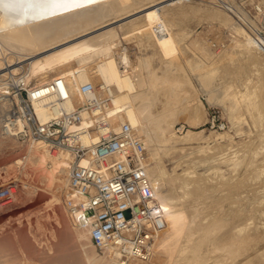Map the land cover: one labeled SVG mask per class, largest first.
Returning a JSON list of instances; mask_svg holds the SVG:
<instances>
[{
    "label": "bare ground",
    "instance_id": "6f19581e",
    "mask_svg": "<svg viewBox=\"0 0 264 264\" xmlns=\"http://www.w3.org/2000/svg\"><path fill=\"white\" fill-rule=\"evenodd\" d=\"M127 1L129 0H75L77 4L75 7L52 9L48 7L50 0H0V97L9 95L10 89L20 82L24 83L23 85L26 87H31L55 76L63 77L74 88L80 83L91 82L99 93H102L101 90L106 87L111 90L113 98L108 111L98 121L94 122L96 124H93L91 130L94 135H97V130L116 131L121 123L128 122L142 138L148 154L147 172L152 183L154 198L164 211L166 223L165 228L155 242L154 257L145 262L129 258L123 259L121 254L112 247L98 248L93 245L89 236V228H83L78 225L76 216L71 213L70 208L66 204L68 198L75 200L69 193L68 162L70 158L67 153H50L43 144L22 146L0 134V144L3 143L2 145H5V143L9 144L12 141L24 150L22 155L4 165V173L8 174L11 169L16 168L19 171L17 173L22 175L23 180L25 179L22 182L23 185L33 187L37 192H41L42 196L47 194V197H45L47 207L53 211V208L62 205L63 213L60 216V221H58V218L56 221L58 227H61V223L63 225L65 223V228L67 229H64L66 230L64 232L67 233V236L62 239V247L56 251L57 255L52 257V261L55 264H66L69 262L67 261L68 259L75 256L71 264H238V258L240 259L241 255L238 258L233 256L234 253L230 255V250L227 248L228 244L223 243L230 241V239L237 241L236 239L240 240L245 236L247 240L255 242V251L250 253L246 251L247 256L242 255V262L246 264H264V249L262 250V247L257 248V238L264 230V226L262 229L258 226L254 229L252 228L255 224L254 218L259 214L262 217L264 216V208H258V206L264 207V196L255 202V207L257 208H255L254 217L241 220L242 222L235 224L228 235H224V232L221 234L219 232L213 233L212 231L217 225L219 217L213 218L212 216L210 217V214L203 213L201 207L204 205L200 201L204 199L198 200L201 196V191H208L211 188V186L204 183V176L191 174L194 172L193 170L170 176L163 168L161 161V155L178 153L181 154L180 156L178 155L179 159H182L193 154L208 153L211 149L220 148L223 142H228L229 144L238 142L235 138H241L246 133V126L245 128L243 127L246 122L244 111L252 113L255 110L259 115L264 113L258 106L262 104H258L256 100L259 99L257 97H260L258 96V87L254 86V84H252L253 86L248 85L251 80L247 81V78H244L246 79L245 81L240 79L238 84L233 86L224 85V88L210 85V81L219 64L226 60H232V58H234V61L236 59L233 57L234 55H238L237 58L241 63H249L250 68L251 65L255 66V69L264 76V53L254 47L252 35L245 27V18L240 13L236 15L239 24L235 26L229 16V12L231 13L232 11H227L228 14L224 11L222 13L220 9L213 10L214 14L211 12L208 17L211 22L214 20V25L217 24V27L220 28L228 26L227 28H230V31L227 30L231 35L228 34L231 36L230 38L235 40V44L230 48H224L218 53L210 52L207 48L209 45L206 46L207 43L204 44L206 40L203 43L205 47L195 41L196 39L189 41V43L187 42L188 44L185 46L187 49L189 46L197 48L200 55L208 62V65L204 66L205 69L199 75H196L201 85V92L207 95V101L211 106L222 108L230 126L227 130L221 132L210 131L207 133L203 130H193L192 128L204 125L208 118L205 106L197 98L198 92L194 87L191 90L190 85L192 86V82L189 85L187 84L190 87L187 86L191 90V94L188 92L189 95L186 102L184 104L181 103L183 104L182 107L172 108L166 100L162 105L164 107L154 109L156 85L147 74V61L136 54L137 60L134 63L131 56L132 53L129 50L120 51V36L126 37L131 33L129 30L134 26H143L153 18L152 16L150 18L146 16L148 19L144 17L145 20L134 22V25L115 23L118 21L115 18L118 19L117 17H120L121 12L123 14L125 10L128 12V6L124 10ZM184 1L187 0H174L170 5L183 3ZM153 4H150V6H154ZM144 9L139 11L141 12ZM236 9L238 10V8ZM234 12L236 11L234 10ZM107 17H110V20ZM113 18L114 20H112ZM211 22L209 24H212ZM115 26L121 28L122 35H119L116 29H112ZM145 27H142L141 31L140 29L139 31L133 30L142 34L141 32H145L142 31ZM208 30L212 31V29ZM216 30L220 29L217 28L213 31ZM138 33L136 36H142ZM208 34L209 32L207 36ZM217 38L224 40L223 37ZM140 39L142 41L143 38ZM122 41L121 43H123ZM125 41H127L126 38ZM223 43H226V40ZM141 44L143 45V41ZM177 47L179 46L177 45ZM154 53L155 55L152 52L156 58L160 57L165 61L169 60V52L161 49L160 52L156 51ZM166 65H169V63ZM155 66L153 65V67ZM162 66L164 65L161 63ZM165 67L167 66H164L163 69ZM18 71H22L20 76L17 74ZM182 73L185 76L184 72ZM157 75H159L158 71ZM161 75L163 77L164 74ZM165 75L168 74L166 73ZM168 77L170 80L173 79H171L170 75ZM186 78H184L185 82L188 81ZM179 81L177 78L176 84L172 82L171 91L175 89V85L178 86L180 84L181 81ZM188 88L184 87V89H187L186 91H188ZM8 101L9 99L5 102H0V111L6 107ZM76 103L74 100L72 104L75 105ZM166 104L169 105L168 109ZM39 113L41 117H44L42 110H39ZM180 116H184L185 121L191 127L184 134L185 130L182 133H177L176 131ZM90 124H92V120L87 119L82 123V127L86 128ZM84 141L88 143L86 139ZM239 151L232 153L235 159L234 157H226L224 154H220L216 158H219V162L224 164L231 160L230 163L235 166L239 162L238 160L242 158L238 157L242 153L236 156ZM255 172L257 173L256 178L264 174V164L258 166ZM8 176L6 175L5 177ZM9 177L14 178L13 176ZM258 188H260L259 190H264V188ZM223 204L221 202L215 206V208L217 207L215 214L222 216ZM205 206V208L209 209L207 205ZM56 214L57 212L55 211L54 215L56 216ZM260 220L263 219H259V222ZM259 224L263 225L262 223ZM71 240L75 243L74 245L71 244L72 248H77V250L72 251L71 247H69L68 244ZM231 245L230 243L229 246L231 247ZM250 245L254 247L253 243H250ZM245 246H243V249ZM50 251L45 252V258L51 254ZM203 254H206V256ZM17 260V256L8 247L0 243V264H15ZM47 260L49 259H45V261Z\"/></svg>",
    "mask_w": 264,
    "mask_h": 264
},
{
    "label": "rangeland",
    "instance_id": "374dc122",
    "mask_svg": "<svg viewBox=\"0 0 264 264\" xmlns=\"http://www.w3.org/2000/svg\"><path fill=\"white\" fill-rule=\"evenodd\" d=\"M151 1L152 0H129L127 1L126 6L124 7V10L128 6L129 8L127 9H129L130 11L128 10L127 12L125 10L123 14V12H121L120 10L122 16L120 15V17H117L118 19L115 18V20H118L115 23H121V24L123 23V25H126L127 23V25H129L137 21L138 22L143 21L145 20V18L147 17L150 18L151 16L154 19L153 18L152 20L150 19V21H147L149 23H145V25L143 26L142 25L134 26L132 29L129 30L131 33L129 32L130 34L127 35L126 37L120 36L121 38L119 40L121 41L123 40L122 41L123 43H121L120 41V45L122 47L120 46L119 48L118 46V48L120 49V51H124L126 49L129 50V52L132 53L131 56L134 63L137 60V56H140L141 58L143 57L142 59L147 61L146 63L147 74L151 77V79L154 81V84L156 85L155 94H154V96L156 97L154 109H158V108L161 109L162 107H164L162 105L166 100H167L166 102L169 103L170 107L172 108H177V107L180 108V106L182 107V105L186 102L190 91L194 87V89H196V91L198 92V93L196 92L198 94L197 95L198 100H200L205 106V110L207 112V118H208V114L210 115L213 114L219 117V119L220 120L222 119L226 124V130H227L230 125L227 122V118L226 115L224 114V111L222 110L221 107L211 106L208 103L207 95L204 92H201L202 91L201 85L196 76L199 75L200 72L205 69L204 66H207L208 62H206V59L200 55V52H198L197 48H193L194 46H191L193 49L192 50L190 46H189L190 49L189 47L187 49L186 46L189 43V41L196 39L195 41H198L200 45H203L204 40H206L204 44L207 43L206 46L209 45L207 48L212 53L215 52L218 53L222 51L224 48L232 47L235 44V40L230 38L231 37L230 36L231 34L229 32L230 28L228 29L227 28L228 26H226L225 28L217 27V24L214 25V20H212L211 22V19L208 17L211 14V12L214 14L213 10L215 9L218 10L220 9L222 13L224 11L227 14L229 11H232L231 13L229 12L230 14L229 16L231 18L233 17L232 18L233 20L231 18L230 20L233 21V23L236 26L239 24L236 23L238 22V18L236 15L239 14V12L237 11L239 10V8L240 10L242 9L240 4L243 1H250V0H217V1L187 0L184 1L183 3H175L174 5H170V3L173 2L174 0H165V1L153 0L152 2ZM153 3H157V4H153ZM150 4L151 5L153 4L154 6H150ZM234 7L238 8V10ZM140 9H144V10H141L140 12L139 11ZM234 10L236 12H234ZM151 11L154 13H152ZM109 18L110 17H107V19ZM112 20H114V18ZM210 22L212 24H209ZM208 25L211 28H209ZM240 26L243 28L241 24ZM142 27H145L144 30H142L145 32H141L142 34H140V32L138 33L135 31V30L139 31V29L141 31ZM212 27L213 28L217 27L220 30L213 31L217 28L213 29ZM112 29L114 30L116 29V32L119 35L122 32V30H120L121 29L120 27L115 26ZM208 29L210 30L212 29V31H209ZM207 31L209 32L208 36H207L208 33ZM137 33L142 36H138V35L136 36ZM198 35H199V39H198ZM189 36L191 37V39H189L190 38ZM129 37L131 38L129 39ZM216 37H223L224 40L222 39L223 40L222 41L221 38L220 39L217 38L218 39L217 40ZM125 38L127 41H125ZM133 38L138 40L137 41L138 43L136 42L135 39L133 40ZM140 38H143L142 39L143 45L141 44L142 41ZM226 38H228L229 40ZM231 39L234 43L231 41ZM225 40L226 43H223ZM227 40L232 43L228 42ZM227 43L229 44V46ZM213 44L215 46H221V47L215 50L214 48H212ZM177 45L179 47H177ZM203 46L205 47V45ZM161 49L162 51L164 50L170 53V57L168 58L169 60L165 61L160 57L156 58V56H154L155 55L154 52L156 51L160 52ZM152 52L154 55L152 54ZM136 54L138 55L136 56ZM233 57L236 58L234 61H233L234 58H232V60H226L223 63L219 64L218 68L215 70L216 72L214 73V76L210 81V85H216L219 87L222 86L224 88L225 87L224 85L233 86L235 84H238L240 79L242 81H245L246 79L244 78H247V81L251 80L248 82L249 83L248 85L251 86L252 84H254V86L258 87L257 88L259 94L258 96L260 97H257L259 99L256 100L258 101L257 102L258 104H262L258 106H260L259 107L260 110L264 112L263 74L260 73V71L258 72L255 69V66L251 65L250 68L249 63L248 64L247 63L244 64L243 62L241 63V61H239V59L237 58L238 55H234ZM164 62L169 63V65H166L167 63ZM161 63L162 65L167 66L168 69L167 67L163 69L164 66L161 67ZM153 65L154 66L156 65L155 66L156 69L155 67H153ZM157 71L159 75H157ZM21 72L22 71L20 72L18 71L17 74H19L20 76ZM182 72H184L185 76H183ZM166 73L168 75H165ZM178 73L182 75L184 78L187 77L186 78L188 79V81H186L187 83L184 81V78L180 76ZM160 74H164L163 77L162 75L160 76ZM169 75L171 79L173 78L172 80H170V78L168 77ZM167 77L169 78V80H167L168 79ZM177 78L181 82L179 81L180 84H178V86L175 85V89L171 91L172 88H170V86L171 84H173L172 82L174 83L177 82ZM191 82H192V86L190 85L191 87L190 90L189 89L190 87L188 85ZM184 87L188 88V91H186L187 89H184ZM166 106L168 109L169 105L166 104ZM244 117L246 122L243 124V127L245 128L246 126L245 128L246 133L242 135L241 138H235V140L237 139L236 141H238L236 143L232 142L229 144L228 142H223L221 143L222 146L220 148L211 149L208 153L193 154L184 157L182 159H179V156L181 154L178 153L172 155H167V154L161 155V159H162L161 161L163 164L162 166H164L163 168L168 172L170 176H174V174L175 175L181 174L193 170L194 172L191 174L201 175L202 177L204 176V180H205L204 183L208 186H211V188H209L208 191L206 190L201 191L202 193H200L201 196L199 197L198 200L204 199L200 201V203H203L202 205H204L201 207L203 213H208L210 214V217L212 216L213 218L219 217L217 225H215V228L212 231L213 233L219 232L221 234L224 232V235H228L229 231L235 224L242 222L247 218L254 217L255 215L253 214L255 213V208H257L255 207L256 205L255 202L260 197L264 196V190H259L260 188H258V187H261L262 189L264 188V174H261L258 178H256L257 171L255 172V169H257L258 166L260 165L262 166L264 164V113L259 115V113H256L255 110L252 113H247L244 111ZM178 119H179V123L176 126L183 125L186 128L185 131L183 132L184 134L191 127L185 121L184 116L183 117L180 116ZM192 129L196 131L203 130L206 131L207 133H209L210 131H214L208 128L207 122H205L204 125H201L198 128H192ZM2 144L3 143L0 144V159L4 162V164L2 165L0 170L1 169L3 170V167L6 163L13 161L15 158L19 157L24 153V150L21 147H19L17 144L13 143L12 141L9 144L8 143L7 144L5 143V145ZM237 151L239 152L237 153L236 156L242 153L240 156H238L239 158L240 157L242 158L240 159L238 158L239 162L236 163L235 166L232 163H230L231 160L226 162L227 164L226 163L224 164L219 162L218 160L219 158L218 159L216 158V156H219L220 154L221 155L224 154V156L231 158L234 157L233 154L236 153ZM210 155H212L211 158ZM194 156H196L197 158L196 157L194 158ZM2 172L4 173L5 170H3ZM17 172L19 171L16 170V168H14L11 169L8 172V174H6L14 177V178H10L9 176L6 177L7 179L6 182L7 183L14 182L15 187L13 188L12 198L8 202L0 203V243L8 247L9 250H11V252L17 256L18 260L15 261V264L16 263L17 264H46V263L55 264L52 261V257L57 255L56 251L60 250V247H62V239L67 236V233L64 232L66 231L64 229H67L65 228V223L64 225L63 223H61L62 224V225L60 224L61 227H58L56 221L57 218L58 221H60V216L63 213L62 205L56 206L55 208H53L52 211V209L47 207L45 204V197H47V194L44 193L45 195L42 196V193L37 192V190H35L33 187L23 185L22 182L25 179L23 180L22 175ZM221 202L224 203L222 207L223 214H221L222 216H219V214L218 215L215 214V210L217 209V207L215 208V206ZM205 205H207L209 209L205 208L206 207ZM258 208L262 209L264 207L258 206ZM55 211L57 212L56 216L54 215ZM254 219L256 221L254 220L255 224L252 226V228L254 229L258 226L262 229V227L264 226V222H263L264 216L262 217V215L259 214ZM259 219H263V220H260L259 222ZM259 223H262L263 225ZM257 239H258L257 248L262 247L263 250L264 230H262V232L259 234ZM236 240L237 241L230 239V241L223 243V244L226 243L228 244L227 245L228 247L226 245L225 246L229 248L230 255L234 253L233 256H236L238 258L240 255L241 257L242 255L247 256L246 251H248L249 253L255 251V242L254 241L251 242V240L249 239L247 240L246 236L242 237L240 240L238 239ZM244 241L245 243H243ZM230 243L232 244L231 247L229 246ZM246 243H248L249 245ZM250 243H253L254 247H252ZM71 244L74 245L75 244L74 241L71 240V242H69L68 245L69 247H71L72 251L77 250V248L76 249L72 248ZM243 246H245L244 249ZM48 251H50L51 254L46 256L45 258L44 254L45 252ZM203 255L206 256V254ZM75 257L74 258L69 257L71 260L68 259L67 261L69 262L66 264H71L73 262V259H75ZM241 257L240 259L238 258L239 261L238 264H246L242 262L243 258L241 259ZM47 258L49 260L45 261V259Z\"/></svg>",
    "mask_w": 264,
    "mask_h": 264
},
{
    "label": "built area",
    "instance_id": "2783aa9c",
    "mask_svg": "<svg viewBox=\"0 0 264 264\" xmlns=\"http://www.w3.org/2000/svg\"><path fill=\"white\" fill-rule=\"evenodd\" d=\"M250 1H243V10L237 12L245 18L254 47L264 53V0ZM23 84L0 97V102L9 99L0 111V134L22 146L43 144L50 153H67L69 193L75 200L68 198L66 204L78 225L89 228L93 245L112 247L123 259L149 261L166 223L154 198L142 138L128 122L116 131L97 130L94 135L91 130L107 113L111 90L106 87L99 93L91 82L74 88L61 76L31 87ZM87 119L92 124L84 128ZM207 125L210 130H226L224 121L213 114H208ZM185 129L176 126L177 133ZM14 187V182L0 185V203L12 198Z\"/></svg>",
    "mask_w": 264,
    "mask_h": 264
},
{
    "label": "snow or ice",
    "instance_id": "6c2138e0",
    "mask_svg": "<svg viewBox=\"0 0 264 264\" xmlns=\"http://www.w3.org/2000/svg\"><path fill=\"white\" fill-rule=\"evenodd\" d=\"M77 6L75 0H50L48 7L52 9H67Z\"/></svg>",
    "mask_w": 264,
    "mask_h": 264
},
{
    "label": "crops",
    "instance_id": "0c3cea01",
    "mask_svg": "<svg viewBox=\"0 0 264 264\" xmlns=\"http://www.w3.org/2000/svg\"><path fill=\"white\" fill-rule=\"evenodd\" d=\"M3 164H4V162L0 159V168L2 167ZM2 171L3 170L1 169L0 170V185L7 183L6 182L7 179L5 177L6 176V173H3Z\"/></svg>",
    "mask_w": 264,
    "mask_h": 264
},
{
    "label": "water",
    "instance_id": "95a60500",
    "mask_svg": "<svg viewBox=\"0 0 264 264\" xmlns=\"http://www.w3.org/2000/svg\"><path fill=\"white\" fill-rule=\"evenodd\" d=\"M23 96H25V93H23ZM80 165H82V166L86 165V161L81 162ZM163 212H164V211H163ZM162 231H163V230H162ZM162 231H161V232H162ZM90 240H91V239H90ZM91 242H92V241H91Z\"/></svg>",
    "mask_w": 264,
    "mask_h": 264
}]
</instances>
